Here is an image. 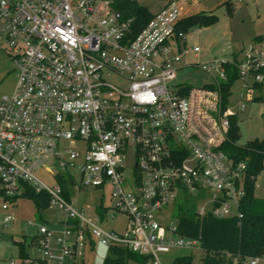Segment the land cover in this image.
I'll return each mask as SVG.
<instances>
[{
	"label": "built area",
	"instance_id": "built-area-1",
	"mask_svg": "<svg viewBox=\"0 0 264 264\" xmlns=\"http://www.w3.org/2000/svg\"><path fill=\"white\" fill-rule=\"evenodd\" d=\"M185 17L171 1L134 33L113 0H0V42L18 71L12 94L0 97V237L26 187L65 213L61 232L41 225L32 236L35 264H76L96 243L171 264L163 257L175 250H200L199 239L180 236L165 217L181 195L200 200V219L243 217L248 166L227 150L230 99L237 83L242 100L264 95V39L242 59L186 65L203 54L188 45ZM189 66L211 82L172 86ZM108 187L111 209L128 218L123 234L87 219L74 200Z\"/></svg>",
	"mask_w": 264,
	"mask_h": 264
},
{
	"label": "rangeland",
	"instance_id": "rangeland-1",
	"mask_svg": "<svg viewBox=\"0 0 264 264\" xmlns=\"http://www.w3.org/2000/svg\"><path fill=\"white\" fill-rule=\"evenodd\" d=\"M141 6L149 8L155 13L166 5L160 0H136ZM186 17L192 15H212L214 20L206 26H195L189 31L188 45H198L202 56L199 59L185 60V64L191 62L205 63L214 58H230L238 55L242 59V53L252 46H257L256 39L264 37V0H180ZM189 61V62H188ZM18 79V71L15 68L9 52L0 42V97L11 95ZM211 82V77L197 67H182L176 73L172 86L202 87ZM240 84L237 83L230 99V112L236 113L238 138L236 145L244 147L250 142L264 140V95L260 101H247L240 99ZM240 103L245 104V109L238 112ZM39 177L48 186L56 185L57 181L49 173L40 172ZM111 188H89L80 194L74 195L77 207L82 209L87 219L96 221L106 230H112L123 234L127 228L128 218L124 214L113 212L111 200ZM255 196L264 199V159L263 169L257 177ZM200 202L191 196L181 195L177 201L169 205L165 213L168 222H177L179 208L186 207L192 210ZM99 207L107 209L106 214H100ZM15 221L7 229L1 231L0 237V264H22L19 257V247L16 242L27 236L36 235L39 226L45 225L55 232L64 229L65 213L58 207H48L39 210L30 200L19 199L14 208ZM186 215L185 210L182 212ZM188 214V212H187ZM101 215L103 221H101ZM106 215V216H105ZM31 222L32 224H28ZM33 257H40L38 250H28ZM191 253L188 250H175L171 255L163 257L165 262L172 263L178 255ZM110 255L108 247L96 243L92 249H87L77 257L76 264H103ZM260 264H264V255L259 258ZM130 264H137L131 262Z\"/></svg>",
	"mask_w": 264,
	"mask_h": 264
},
{
	"label": "trees",
	"instance_id": "trees-1",
	"mask_svg": "<svg viewBox=\"0 0 264 264\" xmlns=\"http://www.w3.org/2000/svg\"><path fill=\"white\" fill-rule=\"evenodd\" d=\"M166 3L180 0H160ZM115 10L123 13L126 18L133 19V32L137 33L153 18L149 8L141 6L137 1L113 0ZM214 20L212 15H192L185 17L181 22V30L184 33L195 26H206ZM264 37H258L260 42ZM237 59L238 57H234ZM264 74V68L260 71ZM237 75L230 78L228 86L234 84ZM262 97H256L255 101L262 100ZM238 138L237 117L231 119V144L227 145V150L238 161H245L248 166V179L246 195L241 204V219H216L212 216L200 219L195 214V208L186 210V207L179 208L177 218L178 234L180 236L199 239L200 250L190 251L186 255L176 256L171 264H247L252 258H261L264 255V199L255 196V185L257 177L263 169L264 159V140L250 142L244 147L236 145ZM251 177L254 179L252 180ZM64 185V184H63ZM65 187V185H64ZM32 201L39 210H45L50 207V197L45 193H37L31 187H26L25 194L14 198ZM65 198L70 201V194H65ZM185 210L186 215H183ZM100 214H106L107 209L99 207ZM188 212V214H187ZM106 216V215H105ZM104 216L101 215V221ZM34 239L27 240L23 235L21 241L16 242L19 247V257L22 263L30 261L28 264H35V260L29 253L33 246ZM110 255L105 258L103 264H147L148 257L135 254L128 249L121 247H109Z\"/></svg>",
	"mask_w": 264,
	"mask_h": 264
},
{
	"label": "crops",
	"instance_id": "crops-1",
	"mask_svg": "<svg viewBox=\"0 0 264 264\" xmlns=\"http://www.w3.org/2000/svg\"><path fill=\"white\" fill-rule=\"evenodd\" d=\"M242 56H243V53H242ZM233 57H238V55H235V56H233ZM258 264H260V261H259V263Z\"/></svg>",
	"mask_w": 264,
	"mask_h": 264
}]
</instances>
